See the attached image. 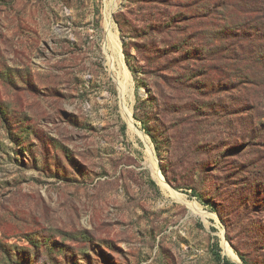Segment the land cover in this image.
<instances>
[{
    "label": "rangeland",
    "instance_id": "rangeland-1",
    "mask_svg": "<svg viewBox=\"0 0 264 264\" xmlns=\"http://www.w3.org/2000/svg\"><path fill=\"white\" fill-rule=\"evenodd\" d=\"M145 1L0 0V264H222L215 238L229 262L264 264V103L261 143L241 142L226 79L169 82L166 58L136 49L159 10L178 50L167 58L193 23V48L228 44L238 15L222 22L217 6L236 0ZM124 49L150 73L135 80ZM188 183L218 213L175 188Z\"/></svg>",
    "mask_w": 264,
    "mask_h": 264
},
{
    "label": "trees",
    "instance_id": "trees-1",
    "mask_svg": "<svg viewBox=\"0 0 264 264\" xmlns=\"http://www.w3.org/2000/svg\"><path fill=\"white\" fill-rule=\"evenodd\" d=\"M145 2L148 4L150 1L146 0ZM217 8H220V11H222V13L218 15L222 22H224V19L227 17H237L238 15V19L235 21V23H237L236 25H238V28H235L237 29V33L224 36V39H231L228 44L220 45L214 48V50H198L193 48L188 44V41L193 37L188 29H190L192 25L196 27L202 25L201 23H193L185 29L181 28V34L183 35V40H181V54H176L171 58H167L169 53H177L178 50H174V46L172 47L173 38L170 37L169 33L170 30L173 29L165 22L168 16L159 10L158 16L161 17V20L157 22L159 26H151L152 32L156 33V36L148 37L146 45L139 48L137 46L136 49L140 52L143 48L144 53H154L157 56L159 55V58L165 57V64L159 66V70L163 72L164 79L169 82L175 81V79H178V81H194L200 76H204L205 81L208 83L213 80L208 73L210 70L217 74L221 80L226 79L229 83V89L225 91L230 90L233 92L229 97L230 101L233 103V107L228 115L233 116V121L240 126V129H238L235 124L233 125L231 123V130H234L233 133L239 141L244 142L248 140L252 143L259 144L261 143L262 137L260 132L262 123L256 122V120L261 117L259 110L262 109L260 106L264 103V0L226 1L218 5ZM141 10H143L144 13L148 11L145 8H141ZM213 13L217 14L216 11ZM125 25V22L118 23V28L122 36L124 32L123 26ZM144 35L147 37L148 33L146 32ZM184 37L187 39V42ZM212 39L217 41L223 39V37H214ZM157 44L158 48L156 47ZM123 46L126 47L125 44H123ZM124 55L125 62L135 80H138V74L146 76L150 73L144 67L131 64L134 57L131 55L130 50L124 49ZM179 63H187L188 66L191 65L193 68L190 67L188 71H183L180 74L179 71L184 69L178 66ZM199 70L200 72H198ZM140 81L141 84H147L144 78H141ZM145 105L146 102L144 101L141 102L139 106L144 107ZM141 123L143 124L144 132L150 136L155 144L158 157L161 158L163 156V151L160 149L154 133L144 120H141ZM121 134L125 136L124 125L121 128ZM169 149L170 147L167 146L166 150L168 151ZM169 182L171 184L173 183L171 180H169ZM175 188L191 191L193 196H195L201 204L210 206L213 212L218 213L211 202L202 196H197V188L194 185L190 183L184 184L183 186L175 185ZM212 253L217 262L222 264H234L222 257L217 238H215L212 244ZM238 256L242 264H250L243 256L240 254Z\"/></svg>",
    "mask_w": 264,
    "mask_h": 264
},
{
    "label": "bare ground",
    "instance_id": "bare-ground-1",
    "mask_svg": "<svg viewBox=\"0 0 264 264\" xmlns=\"http://www.w3.org/2000/svg\"><path fill=\"white\" fill-rule=\"evenodd\" d=\"M106 26H107L108 33H109V35L111 37V34H110V23L107 22ZM120 59H121V54H120ZM120 77H121V75H119V78ZM118 87H119L121 93H125V90H126V87H127V77L126 76L123 77L122 81H120V79H119ZM122 112L124 114V118L126 119V121L128 123L129 128L133 129V123H132V120H131L130 111L124 104H122ZM142 138H143V142H144V144L146 146V152L149 155L153 156L148 143L145 141L144 135L142 136ZM150 167H151V165H150ZM153 174H154V176L156 177V180L160 183V185L162 186L163 189L171 191L173 193L174 197L176 198V200H179V201L182 200L181 196L179 194H177L176 192H174L173 190H171L167 186V184L165 183L164 179L160 175L159 171L157 169H155L154 167H153ZM188 205H189V208L192 211V213H194V214L198 213V209L195 208L194 205H192V204H188Z\"/></svg>",
    "mask_w": 264,
    "mask_h": 264
}]
</instances>
